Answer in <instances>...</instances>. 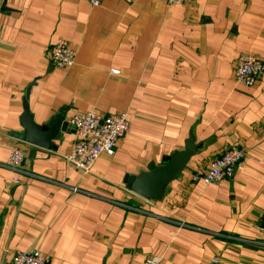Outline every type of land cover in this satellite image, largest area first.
I'll list each match as a JSON object with an SVG mask.
<instances>
[{"label": "crops", "instance_id": "crops-1", "mask_svg": "<svg viewBox=\"0 0 264 264\" xmlns=\"http://www.w3.org/2000/svg\"><path fill=\"white\" fill-rule=\"evenodd\" d=\"M59 39L70 69L47 59ZM244 55L264 64V0H0V264L31 249L48 264H264V73L238 85ZM26 103L39 127L94 111L131 129L85 174L64 158L70 123L51 149L16 138ZM190 138L197 153L161 201L127 188ZM230 148L245 152L232 177L195 179Z\"/></svg>", "mask_w": 264, "mask_h": 264}, {"label": "built area", "instance_id": "built-area-1", "mask_svg": "<svg viewBox=\"0 0 264 264\" xmlns=\"http://www.w3.org/2000/svg\"><path fill=\"white\" fill-rule=\"evenodd\" d=\"M104 0H89L92 7H99ZM168 4L180 5L185 0H165ZM48 61L58 69H70L76 63V53L70 44L59 39L47 53ZM264 73L263 62L254 55L241 57L234 71V78L238 85L252 88ZM70 125L75 132V140L65 160L79 171L89 174L96 161L103 154L113 156L120 140L130 132V122L125 113L112 114L103 117L94 111L76 114L70 119ZM245 152L238 148H230L222 155L213 159L208 170L200 178L205 185H213L221 180L232 177L237 166L244 160ZM25 152L19 146L11 147L6 168L15 173V181L18 176L24 174ZM264 238V213L260 227ZM158 256L149 257L146 264H161ZM217 264V261L213 262ZM10 264H48L47 258L36 249L17 251Z\"/></svg>", "mask_w": 264, "mask_h": 264}, {"label": "water", "instance_id": "water-1", "mask_svg": "<svg viewBox=\"0 0 264 264\" xmlns=\"http://www.w3.org/2000/svg\"><path fill=\"white\" fill-rule=\"evenodd\" d=\"M25 134L16 135V138L45 149L52 148V142L56 140L60 132H65L69 123L63 121V116H58L50 124L39 127L34 123L29 112L28 103L25 104L23 116ZM197 153V146L190 138L182 151L168 157L162 166L150 167L149 171L142 172L138 176H128L126 186L134 194L149 201H161L166 189L172 182L180 179L186 170L190 160Z\"/></svg>", "mask_w": 264, "mask_h": 264}]
</instances>
